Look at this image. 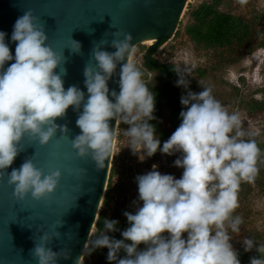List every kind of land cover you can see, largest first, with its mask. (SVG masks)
<instances>
[{
	"label": "clouds",
	"instance_id": "clouds-1",
	"mask_svg": "<svg viewBox=\"0 0 264 264\" xmlns=\"http://www.w3.org/2000/svg\"><path fill=\"white\" fill-rule=\"evenodd\" d=\"M113 36L109 46L114 51L104 50L103 42H98L91 50L94 66L83 67L85 98L77 85L65 89L64 50L58 53L48 44L45 29L31 10L13 24L10 41L15 42L14 55L5 41L6 33L0 31V178L7 175L15 200L30 197L48 202L59 185L61 170L45 172L26 158L19 168L8 171L25 149L21 144L27 141V146L36 143L43 147L57 133L69 138L67 124L56 120L63 119L71 107L80 129L70 139L71 147L78 158H88L102 169L111 155L118 125L126 124L128 148L139 162L157 151L169 156L180 153L173 164L182 173L179 178L162 174L153 164L150 171L137 175L135 211L123 213L127 227L120 231L122 239L106 234L119 229L118 221L105 218L103 228L86 241L83 254L106 248L110 264H240L229 231H240L241 218L233 215L240 185L253 183L258 172L260 149L255 140L245 139L250 133L242 129L239 114L229 113L210 87L193 92L189 80L177 72L176 86L185 90L180 97V123L161 144L149 123L156 119L154 93L130 59L132 36L119 32ZM67 48L71 54H82L78 41L72 39ZM118 64L119 92L110 91L108 81ZM110 120L115 121L111 128ZM85 174V169L76 170L78 177ZM62 225L60 219L52 232L42 231L39 242L34 240L31 253L36 264H58L61 258H70L67 247L53 251L49 246L60 238L57 229ZM141 244L143 249L138 247ZM242 246L249 252L254 241L244 237ZM255 250L264 253V245H255ZM121 251L125 255L118 258ZM249 264H264V256L251 257Z\"/></svg>",
	"mask_w": 264,
	"mask_h": 264
},
{
	"label": "water",
	"instance_id": "water-1",
	"mask_svg": "<svg viewBox=\"0 0 264 264\" xmlns=\"http://www.w3.org/2000/svg\"><path fill=\"white\" fill-rule=\"evenodd\" d=\"M190 1L0 0V31L6 33L5 41L14 55L15 42L10 41L13 24L24 11L31 10L44 27L48 44L58 53L64 50L65 89L77 85L87 98L82 70L85 64L94 66L91 58L94 45L102 41L104 50L114 51L109 46L114 32L130 34L133 47L143 44L144 40L153 39L154 45L169 40L175 36ZM72 39L80 43L81 55L71 54L67 48ZM119 69L118 64L116 74L108 81L110 91L119 92ZM76 118L77 113L69 107L65 117L56 120L58 124H67L69 138H61L57 133L43 147L36 143L27 146L28 142L24 141L21 147L25 149L8 169L19 168L26 158L32 159L45 172L60 169L59 185L48 202H37L30 197L24 201L15 200L7 184V175L0 178V264H36L31 253L34 240L39 242L42 231L52 232L60 219L63 225L57 231L61 236L49 246L53 251L67 247L71 256L68 260L61 258L58 264H74L76 260L78 264L83 263V248L92 237L107 190L116 139L104 168L97 169L90 159L78 158L71 147L70 139L80 132ZM109 126H115V121L110 120ZM77 169H85L86 174L78 177Z\"/></svg>",
	"mask_w": 264,
	"mask_h": 264
},
{
	"label": "rangeland",
	"instance_id": "rangeland-1",
	"mask_svg": "<svg viewBox=\"0 0 264 264\" xmlns=\"http://www.w3.org/2000/svg\"><path fill=\"white\" fill-rule=\"evenodd\" d=\"M212 0H191L179 23L178 32L167 40L156 51L154 57L162 64L173 65L178 73H181L189 80V90L199 92L203 87H210L212 95L217 99L229 113L236 112L241 120V127L249 136L245 139H253L262 135L264 130V112L256 113L251 111V101L264 100V46L256 49L253 53L245 55L237 62L231 63L226 58L219 56V52L213 50L195 51L192 42L186 34V26L191 22L188 15L190 8L200 3ZM220 8L226 12L244 17L247 20H258V36L256 42L264 43V0H222ZM152 46L140 44L134 47L131 61L140 69L144 80V54ZM235 57V56H234ZM226 59V60H225ZM222 63L218 65V62ZM200 71L203 74H200ZM155 78L153 73H148L144 81H151ZM178 79V76H177ZM180 94L185 90L179 87ZM170 108L165 104L161 111L158 123L162 129L168 127ZM120 126V128H119ZM128 125H118L117 137L114 144L111 167H115L110 204L102 208L106 209L111 216L115 211L131 209L135 211L134 201H137L138 192L135 177L150 171L152 165H157V170L162 174H171L179 178L182 169L174 166L173 161L180 156V153L165 155L157 152L143 162L128 148V138L124 135V129ZM246 188L248 194L245 197L237 198L238 207L233 215H239L241 224L239 233H231L230 243L233 248L242 247L244 237L251 238L255 245H264V189L255 184ZM164 235H167L166 233ZM186 235V234H185ZM107 252H105L106 255ZM106 256L94 257L93 264H105ZM87 260L84 255L83 262Z\"/></svg>",
	"mask_w": 264,
	"mask_h": 264
},
{
	"label": "trees",
	"instance_id": "trees-1",
	"mask_svg": "<svg viewBox=\"0 0 264 264\" xmlns=\"http://www.w3.org/2000/svg\"><path fill=\"white\" fill-rule=\"evenodd\" d=\"M222 0H212L211 2L204 1L199 5L190 8L188 13L191 22L186 26V34L189 37L195 51H210L219 52V56L224 60L226 58L229 62H237L245 55L253 53L256 49H260L264 46V43L256 42L258 36V20L259 17L254 18L253 20H247L242 16L226 12L220 8ZM178 32V31H177ZM176 32V33H177ZM163 40L161 43L150 46L144 54V77L146 79L148 72H159L160 76V85H155L154 82L147 83L144 81L149 89L154 93L155 96V106L153 115L156 119L149 121L153 124L156 130V134L160 136L161 144L166 141L169 136L172 134L171 131L162 130L158 118L161 116V107L162 98H167L170 100V105L172 108V116L170 118L172 124L177 128V124L180 123L179 113L182 110L183 106L180 104V91L179 87L176 86L177 80V70L171 64H166L165 67L162 65H157L158 61L155 59L154 55L157 49L166 42ZM138 46V45H137ZM235 56V57H234ZM150 58V59H148ZM225 59V60H226ZM219 61L218 65L222 62ZM200 74H203L200 71ZM144 79V80H145ZM150 84V85H149ZM251 111L256 113L264 112V100L263 101H251L250 106ZM120 128V126H119ZM263 136L253 138L255 140L260 153L257 159V175L253 183L249 184L247 182H242L237 194V198L245 197L247 193L246 188L249 187L251 191V185L255 184L259 188L264 189V130L262 132ZM159 152V151H157ZM115 176V167H111L107 190L103 200V207L110 204L111 193H112V184L113 178ZM125 211L134 212L131 209H121L115 211L111 216L107 214L106 209L102 208L99 211V216L97 223L94 228L92 236L99 232L103 228V220L105 218L109 220L118 221L117 228L119 231L106 233L110 238L122 239L120 231L124 230L127 227L126 217L123 215ZM130 243V242H129ZM140 249L144 248V245L141 244L138 246ZM235 250L238 253V259L240 264H249L251 257H259V255L264 256V253H258L255 250V247L249 251L245 252L242 247H237ZM106 248L96 249L91 254L87 255V260L82 264H93L91 259L94 257L106 256ZM125 255L123 251L118 254V258H121ZM105 264H110L105 258ZM114 264V262H112Z\"/></svg>",
	"mask_w": 264,
	"mask_h": 264
},
{
	"label": "flooded vegetation",
	"instance_id": "flooded-vegetation-1",
	"mask_svg": "<svg viewBox=\"0 0 264 264\" xmlns=\"http://www.w3.org/2000/svg\"><path fill=\"white\" fill-rule=\"evenodd\" d=\"M148 59H150V58H148ZM143 62H144V60H143ZM157 65H162V66H164L165 67V65L166 64H162V63H156ZM169 65V64H168ZM148 73H150V71L148 72ZM151 73H153L154 75H155V78L153 79V80H151V81H147V83H152V82H154L155 83V85H157V86H159L160 85V83H161V81H160V76H161V73H159V72H151ZM150 85V84H149ZM161 103H162V107H161V110L160 111H162V109H163V107H165V104H168V107L170 108V113H169V117H168V127L166 128V129H162V130H166V131H171V132H173L175 129H176V127L172 124V122H171V120H170V118H171V116H172V113H173V111H172V108H171V105H170V100L169 99H167V98H162V100H161ZM159 119V118H158ZM179 124H177V126H178ZM158 135V134H157ZM159 136V135H158ZM159 139H160V136H159Z\"/></svg>",
	"mask_w": 264,
	"mask_h": 264
},
{
	"label": "bare ground",
	"instance_id": "bare-ground-1",
	"mask_svg": "<svg viewBox=\"0 0 264 264\" xmlns=\"http://www.w3.org/2000/svg\"><path fill=\"white\" fill-rule=\"evenodd\" d=\"M143 43L144 44H148V45H154L155 44V40H153V39L152 40L151 39L150 40H144Z\"/></svg>",
	"mask_w": 264,
	"mask_h": 264
}]
</instances>
